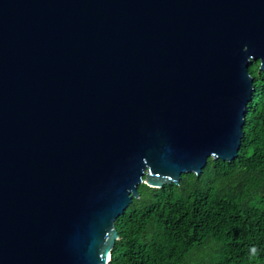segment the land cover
<instances>
[{"label":"water","instance_id":"95a60500","mask_svg":"<svg viewBox=\"0 0 264 264\" xmlns=\"http://www.w3.org/2000/svg\"><path fill=\"white\" fill-rule=\"evenodd\" d=\"M264 0H0V264H110L138 187L238 157Z\"/></svg>","mask_w":264,"mask_h":264},{"label":"trees","instance_id":"16d2710c","mask_svg":"<svg viewBox=\"0 0 264 264\" xmlns=\"http://www.w3.org/2000/svg\"><path fill=\"white\" fill-rule=\"evenodd\" d=\"M252 62V100L239 155L209 158L180 185L138 187L115 222L110 264H264V70Z\"/></svg>","mask_w":264,"mask_h":264}]
</instances>
